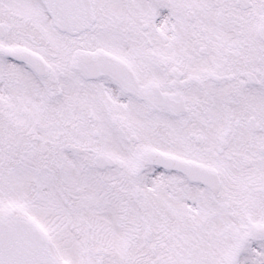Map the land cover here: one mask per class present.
Wrapping results in <instances>:
<instances>
[{"label":"snow or ice","instance_id":"6c2138e0","mask_svg":"<svg viewBox=\"0 0 264 264\" xmlns=\"http://www.w3.org/2000/svg\"><path fill=\"white\" fill-rule=\"evenodd\" d=\"M0 264H264V0H0Z\"/></svg>","mask_w":264,"mask_h":264}]
</instances>
